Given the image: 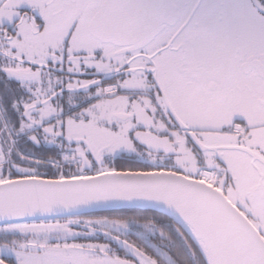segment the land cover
<instances>
[{
	"label": "snow or ice",
	"instance_id": "snow-or-ice-1",
	"mask_svg": "<svg viewBox=\"0 0 264 264\" xmlns=\"http://www.w3.org/2000/svg\"><path fill=\"white\" fill-rule=\"evenodd\" d=\"M0 264H264V0H0Z\"/></svg>",
	"mask_w": 264,
	"mask_h": 264
}]
</instances>
